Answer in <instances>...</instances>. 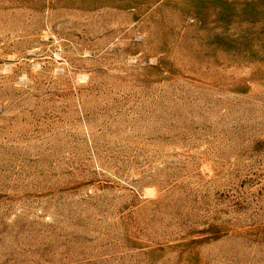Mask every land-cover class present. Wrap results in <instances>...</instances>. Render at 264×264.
<instances>
[{
  "label": "rangeland",
  "instance_id": "obj_1",
  "mask_svg": "<svg viewBox=\"0 0 264 264\" xmlns=\"http://www.w3.org/2000/svg\"><path fill=\"white\" fill-rule=\"evenodd\" d=\"M0 264H264V0H0Z\"/></svg>",
  "mask_w": 264,
  "mask_h": 264
}]
</instances>
